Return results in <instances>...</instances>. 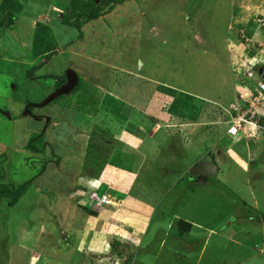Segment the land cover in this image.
I'll use <instances>...</instances> for the list:
<instances>
[{"label": "rangeland", "instance_id": "1", "mask_svg": "<svg viewBox=\"0 0 264 264\" xmlns=\"http://www.w3.org/2000/svg\"><path fill=\"white\" fill-rule=\"evenodd\" d=\"M263 29L264 0H0V264H264V116L227 134L232 101L264 71L241 52L264 47ZM68 69L76 87L44 103ZM124 124L156 159L140 194L157 205L146 239L107 221L100 256L82 244L97 224L70 177L99 176ZM196 225L216 233L202 245Z\"/></svg>", "mask_w": 264, "mask_h": 264}, {"label": "crops", "instance_id": "2", "mask_svg": "<svg viewBox=\"0 0 264 264\" xmlns=\"http://www.w3.org/2000/svg\"><path fill=\"white\" fill-rule=\"evenodd\" d=\"M253 35H255V33H253ZM236 36L237 35H235V37ZM261 36L264 38V31L261 34ZM240 44L241 46L243 45L242 43ZM260 44L264 45V43H260ZM241 52L245 54V59H250V62H253L254 59L256 58V60H258L257 65L261 69H264V63L260 61L261 54L264 55V47L257 48L256 51H253L249 47H244L243 51ZM212 64H214V62ZM228 78L229 77H225L226 80H228ZM226 82L230 83L229 81H226ZM161 85L169 86L166 83H161ZM165 95H167L166 97L167 99L165 100V102L167 100L169 103L173 102L172 101L173 98L171 97V94L170 95L165 94ZM125 102H127V100ZM260 109L262 108H258V111L260 113H263L262 110ZM174 117H175V114H173L172 117L170 118L172 119V122H173ZM114 119L109 117V120H108L110 121L109 124L112 123V126H113V122L115 121ZM259 123L261 124L260 117H259ZM127 124H124L123 127L119 128L118 133H117V135L119 136L118 138L116 137L117 139L115 141V144H113V150L111 151L112 159L108 161V163L104 167V170L101 171L99 176L97 177L91 176L90 174L84 176L83 174H80L81 173L80 172L79 174H77L75 178L74 176L70 177L71 178L70 188L73 189L72 192L79 194L80 195L79 198H81V199H77L76 197L74 201L78 204L79 207L84 209V213H86L87 218L91 217L87 220V224H85V226L90 227V224H95V225L97 224L96 229L92 230L90 233H88L89 229H87V233L83 232V234H81L83 238L84 235L85 236H87V234L92 235V233L96 231L95 233H97V235H94V236L96 237L97 241L96 240L93 241L91 236H89V238L87 236V237H84L83 239L84 241L82 244L87 247L89 246L90 249H87V250L89 251L91 250L93 254H100V256H103L104 254H106V250L108 246L107 239L109 238V236L106 235L105 230H104L106 228L105 226L107 224V221L108 223L110 222L111 225H114V223H116L117 224L116 228L118 229V232H120V234L123 235V237L125 236V238L129 236V238H132V239L133 238L139 239L141 236H143L144 232H147L143 237V239H146L149 230L147 231L144 230L145 229L144 222L141 217L143 216V214L145 215V214H148L149 212L152 213V211L155 210L154 208L157 205V202H156L157 200L155 201L154 198L152 200L151 198H147L146 196H143L142 194H140L141 187L144 185L141 182V173L143 170H149V171L151 169L154 170L155 167L151 165V163L154 162L156 159L155 160L151 159V161H149L150 159L148 160L146 159V157L144 158V157L138 156V153L140 152L138 150V147H139V144L141 143L140 132L128 129L129 127ZM134 126L137 127V122L135 123ZM109 130H112V128L110 127ZM256 130L259 131V128L257 127ZM182 131L184 135L188 133L185 127L179 128V129L176 128V132H178L177 134L180 136H183ZM128 152L133 154L135 158L131 157L132 155H129ZM117 157L119 158L120 163H114L113 160L116 159ZM139 157L141 158L139 159ZM122 164L124 165V168H127V169L120 168V166L123 167ZM199 170L200 169H198V173L196 174H199ZM188 171L187 173L189 174L190 171L189 172ZM196 174L192 176V179L193 177H196ZM200 175H202V173H200ZM111 181L114 182L116 186H111L109 184L111 183ZM74 186L75 188H73ZM104 186H105L104 192H108L109 190L111 191L112 203L103 207L100 210L95 211L91 207H88L84 202L88 201L87 197L89 196V192H88L89 190L94 191L98 189L99 191ZM61 194H63V196H66L65 195L66 193L65 194L61 193ZM93 219H95L96 221L100 220L99 222L101 223L100 224L97 223L98 221L97 222L94 221L90 223V220H93ZM146 226H148V223H146ZM192 226L193 224L190 225L189 227H186L184 230L177 231V235H174L175 238L177 237L180 239L183 236H186L187 233L189 234L190 232H192ZM196 226L200 230L204 231L205 233L208 232V235L204 236V240L203 239L200 240L202 245H203V241L205 242L206 239L208 240L211 235L216 233L215 228L213 227L203 228V227H200V225H196ZM200 234L202 233H199V235ZM217 235L220 236V233H218ZM163 242L164 241H161V244H163ZM121 245L123 246V243ZM150 247H151L150 243L146 244L145 250H149ZM246 261H248V258L246 260L243 259L241 262L237 264L245 263ZM149 262L154 263V261H149Z\"/></svg>", "mask_w": 264, "mask_h": 264}, {"label": "built area", "instance_id": "3", "mask_svg": "<svg viewBox=\"0 0 264 264\" xmlns=\"http://www.w3.org/2000/svg\"><path fill=\"white\" fill-rule=\"evenodd\" d=\"M256 58L254 59L255 63ZM253 63V64H254ZM250 75L252 73H249ZM253 75H251L247 80L246 90L251 91V98L248 97H242L240 101L235 103L234 105V113L231 114L232 119L229 123L227 133L231 135H236L239 133V131L242 129L243 126H245V123L252 124L254 126H260L259 123V117H257V114H260L258 111V108L260 105H264V80H258L257 83H254V81L251 80ZM253 84V89H249L247 85ZM90 199L85 203L86 205H91L93 208H102L109 204H111V197H109L107 194H99L98 191H93L90 195Z\"/></svg>", "mask_w": 264, "mask_h": 264}, {"label": "water", "instance_id": "4", "mask_svg": "<svg viewBox=\"0 0 264 264\" xmlns=\"http://www.w3.org/2000/svg\"><path fill=\"white\" fill-rule=\"evenodd\" d=\"M79 82V75L74 69H68L66 71V82L61 85L59 88H57L55 91H53L49 96L48 100L44 103H49L51 102L55 97L60 96L64 93L70 92L73 90L77 83ZM43 103V104H44ZM10 116V113L8 114Z\"/></svg>", "mask_w": 264, "mask_h": 264}, {"label": "trees", "instance_id": "5", "mask_svg": "<svg viewBox=\"0 0 264 264\" xmlns=\"http://www.w3.org/2000/svg\"><path fill=\"white\" fill-rule=\"evenodd\" d=\"M113 1H115V0H105V2L106 3H108V4H110V3H113ZM116 1H123V0H116ZM64 4V3H63ZM72 5V4H71ZM69 6V5H68ZM73 6V5H72ZM78 5L76 4V7H77ZM80 14H82V15H84V13H80ZM93 15H96V13L94 12L93 13ZM94 18V17H93ZM41 25H42V29L44 30H46V29H48V30H50L49 29V27L50 26H46V24L45 23H43V22H39ZM75 24H76V21L74 22ZM37 33H38V28H37ZM65 77V76H64ZM60 82L61 81H63V82H65L66 80H64L63 78L61 79L60 78V80H59ZM165 87V86H164ZM168 87V86H167ZM31 110V109H30ZM263 119V118H262ZM262 119H261V117H260V120L262 121ZM31 146H33V148H37V147H35V145H31ZM31 183V179L29 180V181H27V182H25V183H23L21 186H19L17 189H15V190H13V189H10V190H8L7 191V195L9 196V197H11L12 198V200H13V202H15L16 200H18L19 198H20V196L23 194L22 192H24V190H26V188H28V186H29V184ZM2 186L0 185V188H1ZM186 224L188 225V226H190V225H192V223H190V222H186ZM121 252V251H120Z\"/></svg>", "mask_w": 264, "mask_h": 264}, {"label": "clouds", "instance_id": "6", "mask_svg": "<svg viewBox=\"0 0 264 264\" xmlns=\"http://www.w3.org/2000/svg\"><path fill=\"white\" fill-rule=\"evenodd\" d=\"M258 64V60H255V63H254V65H255V69H256V66H258L257 65ZM260 75H261V77L258 79V80H261V79H263L264 80V71L262 70L261 71V73H260ZM257 80V81H258ZM257 81L256 82H254V83H257ZM248 87L250 86L251 88H249V89H253V84H250V85H247ZM247 91V97L248 98H250V96H248L249 94H251L252 92L251 91H249V90H246ZM241 100V99H240ZM239 99H238V101H240ZM234 104H235V102H233ZM234 110V109H233ZM261 116H264V114H262V113H260L259 114V117H261ZM228 134V133H227ZM228 135H231V134H228ZM112 203V202H111ZM88 206V205H87Z\"/></svg>", "mask_w": 264, "mask_h": 264}, {"label": "flooded vegetation", "instance_id": "7", "mask_svg": "<svg viewBox=\"0 0 264 264\" xmlns=\"http://www.w3.org/2000/svg\"><path fill=\"white\" fill-rule=\"evenodd\" d=\"M66 82V81H65Z\"/></svg>", "mask_w": 264, "mask_h": 264}]
</instances>
